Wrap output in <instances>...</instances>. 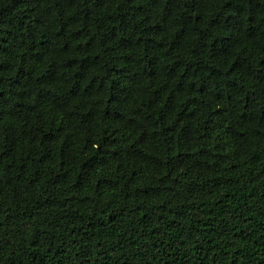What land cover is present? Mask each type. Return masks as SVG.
<instances>
[{"label": "trees", "instance_id": "16d2710c", "mask_svg": "<svg viewBox=\"0 0 264 264\" xmlns=\"http://www.w3.org/2000/svg\"><path fill=\"white\" fill-rule=\"evenodd\" d=\"M0 264H264V0H0Z\"/></svg>", "mask_w": 264, "mask_h": 264}]
</instances>
